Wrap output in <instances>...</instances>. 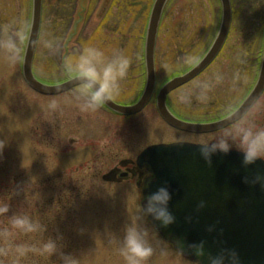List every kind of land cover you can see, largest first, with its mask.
I'll return each instance as SVG.
<instances>
[{
    "label": "rangeland",
    "instance_id": "374dc122",
    "mask_svg": "<svg viewBox=\"0 0 264 264\" xmlns=\"http://www.w3.org/2000/svg\"><path fill=\"white\" fill-rule=\"evenodd\" d=\"M132 2L90 0L91 14L89 11L88 19L79 22L76 0H44L35 75L48 85L68 79L63 73L64 59L78 55L82 44L90 41L109 57L123 53L130 59L115 99L127 104L135 102L146 83L142 60L147 19L136 17L140 8L137 5L131 8ZM140 2L148 4L145 7L148 17L154 1ZM232 2L233 30L225 54L214 65L213 72L216 74L228 58L238 56L243 60L237 87L225 89L219 98L229 103L249 89L255 75L249 59H262L264 44V0ZM221 13L218 0L169 1L158 40L161 69L158 87L173 73L188 67L184 60L196 59L205 51L220 28ZM31 17L32 0H0V44L19 39L21 27L25 29L19 61L10 62L0 47V141L4 142L0 148V209L15 203L20 211H30L51 202L55 204L67 194L69 200L63 199L62 203L68 202L63 219L69 227L60 238L73 243L72 247L68 244L70 248L65 249L68 253L64 256H73L76 264H127L120 254L119 240L123 226L135 221L140 211L144 200L142 186L132 175L117 178L119 181L115 183H106L102 177L114 170L126 172L121 162L135 160L148 146L200 144L227 129L199 135L176 131L162 121L153 102L137 116L121 117L105 106L96 111H82L73 90L54 97L34 92L25 84L21 70ZM81 23L84 24L80 29ZM178 23V35L174 38L172 30ZM42 39H53L56 46L46 49L40 43ZM163 66H171L173 70L165 73ZM210 81L205 77L174 94L183 117L198 122L226 113V108L217 110L208 104L210 96L207 99L205 93L200 95L203 85H210ZM186 107L194 113L181 111ZM213 112L217 113L203 114ZM251 118L254 123L258 120L257 114L250 116V121ZM256 126L264 127L257 123ZM143 226L148 229L155 250L146 264H193L168 246L147 218Z\"/></svg>",
    "mask_w": 264,
    "mask_h": 264
},
{
    "label": "water",
    "instance_id": "95a60500",
    "mask_svg": "<svg viewBox=\"0 0 264 264\" xmlns=\"http://www.w3.org/2000/svg\"><path fill=\"white\" fill-rule=\"evenodd\" d=\"M169 0H155L146 33L145 64L146 85L140 100L132 106H123L113 101L105 107L122 115L132 116L142 112L150 103L156 89L155 48L164 10ZM43 0H32L31 26L23 58L22 71L26 83L37 93L56 96L75 87L72 79L58 85L40 82L33 73V62L40 36ZM222 22L217 37L206 56L190 72L168 82L157 98V108L162 119L172 128L195 134L223 130L239 121L250 110L264 90V50L258 82L243 105L228 118L211 124L185 122L173 115L167 107L169 93L187 84L207 68L226 42L232 20L230 0H220ZM209 165L200 155V146L189 143L153 145L137 158L140 169L148 168L152 177L147 180L143 195L167 187L171 200L169 210L175 223L167 228L151 221L168 244L186 259L198 264L189 247L204 242V251L197 253L207 264V259L231 253V264H264V187L251 183L258 174H264V161L245 168L242 154L231 151L227 155L216 154ZM133 162L125 160L122 167ZM118 170L103 176L106 183L116 182ZM127 174H122L121 178ZM246 180L248 182H246ZM203 204V207L200 205ZM143 205V203H142ZM151 219V218H149ZM211 229V231H209Z\"/></svg>",
    "mask_w": 264,
    "mask_h": 264
},
{
    "label": "clouds",
    "instance_id": "9594fccd",
    "mask_svg": "<svg viewBox=\"0 0 264 264\" xmlns=\"http://www.w3.org/2000/svg\"><path fill=\"white\" fill-rule=\"evenodd\" d=\"M25 29L21 27L19 39H8L0 44L10 62L16 63L21 58V45L24 42ZM41 45L49 50L54 49L53 39H42ZM130 59L123 53L109 57L106 52L92 42H84L78 55H70L64 59L63 73L75 83L74 97L80 101L82 111H96L112 101L120 93V82L126 77ZM165 73L172 71L171 66H163ZM219 80L220 77L218 76ZM207 84L203 85L206 89ZM186 99L184 97L181 98ZM53 107L55 104L53 103ZM200 146L201 157L211 165V158L216 154L227 155L233 150L242 154V166L248 168L258 160L264 159V127H258L247 120L234 122L231 128L223 131L212 139L197 144ZM4 142L0 141V148ZM246 182H248L246 180ZM251 183L264 187V174L258 173ZM171 195L167 187H160L155 192L145 195L143 205L137 213L135 221L123 226L119 240V251L127 264H146L154 255L150 242V233L143 226L147 218L155 221L160 227L167 228L175 223V217L169 210ZM203 207V204L200 205ZM151 218V219H149ZM19 227L31 231L34 225L27 217L14 220ZM211 231V229H209ZM55 243V242H54ZM57 246V244L55 243ZM192 255L198 264L202 260L197 253L204 251V242L192 244ZM64 264H76V258L63 256ZM238 262V256L233 252L227 257L218 255L207 259V264H231L232 258Z\"/></svg>",
    "mask_w": 264,
    "mask_h": 264
},
{
    "label": "flooded vegetation",
    "instance_id": "af4514ba",
    "mask_svg": "<svg viewBox=\"0 0 264 264\" xmlns=\"http://www.w3.org/2000/svg\"><path fill=\"white\" fill-rule=\"evenodd\" d=\"M112 1H114V0H112ZM133 1L135 3L132 2L130 7L135 8L137 5V7L140 8L139 10H136L138 12V13L136 12L137 13L136 17L140 18V20H143V19L145 20V18H146L147 22H148L149 16L146 17V10H145V7L148 6V4L145 5V4H143L144 2H140V0H133ZM136 1H139V2H136ZM112 3H114V2H112ZM89 4H90V0H83V1L82 0H76V9H78L76 14L78 15L79 21L82 18L83 22H84L87 18V15L89 17V14H91V10H89L90 9ZM88 12H89V14H88ZM165 13H164V16L162 19V26H163V21L165 18ZM103 17H104V19H106L107 16L104 15ZM234 19H235V12L233 13L232 27L230 29L227 41H226L224 47L222 48V50L216 56V58L211 62V64L207 68H205L200 74H198L196 77H194L189 83L183 85L182 87L178 88L177 90L171 92L168 95L167 106L180 119L188 120V118L183 117L182 114L180 113V110L177 109V105H176V102L174 100V94L177 93L178 91H180L181 89H185L187 86H190L191 84H194L195 82H198L199 80H201L205 77L207 79V82H209V80H211L210 85H208V87L206 89H204V91L200 95H203L205 93V96H207V99H208V96H210L211 102L208 104H210V106H212V107H216L217 110H224V108H226V113H224L223 116L216 117L215 119H212V120L211 119L210 120H208V119L198 120V122H202V123H212V122H216L218 120L225 119L226 117L230 116L233 112H235L243 104V102L247 99V97L251 94L252 90L254 89V87H255L258 79H259V74H260L261 64H262V59L258 60V58H255V57H254V59H249V67L250 68L252 67L255 75H253V79L249 83V89L245 92V94H243L242 96H239V97L237 96L238 98L236 96H234L232 99L234 101L232 103H229L227 101H223V100L219 99L221 96L223 97V93H224L225 89H229L231 87H237V84L240 82L239 80L242 76V73H241V72H243L242 69L244 67V65L242 64L243 60L240 59L238 56H236L233 58L226 59V61L224 62V64H222L220 66V69L216 72V74L213 73L215 70L214 65L218 61L220 62V58H222V56H224L225 50L229 44L228 42L230 40L231 33L233 30ZM81 22H82V20H81ZM83 24L84 23H81L80 29H81V26H83ZM144 25L147 26L146 21L144 22ZM179 25H180V23L175 24V28L172 30V37H174V38H177V35H178L177 31L179 29ZM162 26L160 28V32H161ZM160 32H159V34H160ZM217 32L215 34H217ZM79 33L80 32H78V34ZM195 36H197V35H195ZM215 37H216V35H214L211 43L209 45H207L205 51L199 57H197L196 59L192 58V59H190V61L183 59L184 60L183 63L185 62V64L188 65V67L183 71L173 73L172 76H169L170 78H168L164 81L163 85L172 79H175V78H178V77L185 75L186 73L191 71L194 67H196L201 62V60L204 58V56L208 53V51L210 50V48H211V46L215 40ZM158 40H159V37H158ZM157 54H158V42H157L156 52H155L156 77H157V82H158V79L161 76L160 75L161 69L158 68L160 66V63H159L160 58H159V54L158 55ZM142 61H143L142 74H143V77H144V74L146 77V70L144 72L145 52L143 53V60ZM257 62L258 63L260 62V66L257 65L258 64ZM218 76L220 77L219 80L217 79ZM160 88H158L156 90L154 98L152 100V102L154 103V107H156L157 96H158V93L160 91ZM115 101L117 103H120L117 101V99H115ZM188 107H190V106H188ZM188 107L184 108L181 111H185L184 113H187V114L194 113V112H192V108L190 109ZM208 109H210V108H208ZM215 113H217V112L203 113V114L209 115V114H215ZM256 114L258 116V120H257V122L255 121V123H254L252 118L250 121V116H253ZM240 120H247L248 122L253 123L255 125H256V123L259 125H264V91H263L261 97L258 99V101L251 107V109ZM189 121H194V119H189ZM195 122H197V120H195ZM231 126L228 127V129L231 128ZM126 172L128 173V177H130L132 175L133 178L136 177L138 179L139 186H141L145 182V180L148 177H150V172L147 169L140 170L136 167L135 164L129 165V167L126 168ZM122 173H123V170L121 172H118L117 178H120ZM66 186H67V184L64 185V187H66Z\"/></svg>",
    "mask_w": 264,
    "mask_h": 264
},
{
    "label": "trees",
    "instance_id": "16d2710c",
    "mask_svg": "<svg viewBox=\"0 0 264 264\" xmlns=\"http://www.w3.org/2000/svg\"><path fill=\"white\" fill-rule=\"evenodd\" d=\"M66 196L64 194L55 204L51 202L30 211H20L15 203H8L0 209V264H64V253H68L65 249L70 248L68 244L72 247L73 243H65L66 238H60L63 230L69 227L63 219L68 202L62 201L69 200ZM21 217L32 221L33 230L14 223Z\"/></svg>",
    "mask_w": 264,
    "mask_h": 264
}]
</instances>
